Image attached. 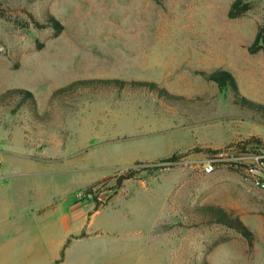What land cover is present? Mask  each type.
<instances>
[{"label":"rangeland","instance_id":"1","mask_svg":"<svg viewBox=\"0 0 264 264\" xmlns=\"http://www.w3.org/2000/svg\"><path fill=\"white\" fill-rule=\"evenodd\" d=\"M235 1L0 0V96L14 89L34 96L0 98V141L81 131L132 149L139 159L114 168L93 187L94 199L129 201L134 231L144 211L157 218L149 264H264V190L241 162L243 153L264 151V114L239 107L203 75L230 71L240 94L264 107V54L249 52L264 25V0H243L250 10L231 19ZM112 79L155 82L182 99L147 87H68ZM108 155L109 165L118 162L117 151ZM131 169L135 177L118 188L116 178ZM207 207L238 218L252 239L206 216ZM104 241L116 245L117 264L126 263L122 253L135 264L143 240Z\"/></svg>","mask_w":264,"mask_h":264},{"label":"crops","instance_id":"2","mask_svg":"<svg viewBox=\"0 0 264 264\" xmlns=\"http://www.w3.org/2000/svg\"><path fill=\"white\" fill-rule=\"evenodd\" d=\"M81 133L46 141H0V264H117L116 245L104 241L112 234H137L143 241L135 264H149L148 239L156 234L157 218L143 210L142 224L134 231L133 209L126 199L116 196L97 203L76 197L139 155L135 159L132 149L104 145ZM115 150L119 160L109 165L108 153ZM98 153L102 156L96 161ZM127 243L122 252L127 245L133 250V242ZM132 255L122 253L125 264H134Z\"/></svg>","mask_w":264,"mask_h":264},{"label":"trees","instance_id":"3","mask_svg":"<svg viewBox=\"0 0 264 264\" xmlns=\"http://www.w3.org/2000/svg\"><path fill=\"white\" fill-rule=\"evenodd\" d=\"M250 7L248 4L243 5V0H236L229 11V17L231 19L238 18L242 15H244L246 12L250 10ZM249 52L251 54H258L263 53L264 54V25L260 26L257 32V35L252 43V45L249 47ZM204 77L208 80L216 84L219 89L221 90H230L233 93L234 96V103L238 105L241 108L254 110L257 112H260L264 114V107L256 102H253L252 100L248 99L247 97H244L240 94L239 86L237 83L236 78L234 75L224 69H218L215 70L209 74H203ZM69 88L74 87H91V88H114V89H124L125 87H132V88H143L147 87L151 90L158 91V94L165 99H182L178 98L175 95L169 94L165 89H161L159 85L155 82H146V81H132V82H126L119 79H112V80H83V81H76L68 86ZM68 89L67 87L62 88L57 91V93H61ZM10 94H20L23 96L24 101H34V96L31 92L27 90L22 89H14L9 90L5 96ZM0 96V98L5 97ZM213 153L218 154L219 151H213ZM177 157L174 155L171 158L163 159L162 162H170L175 161ZM136 175L135 170H128L127 173L121 174L116 178L117 181V187H121L123 183L127 180L133 179ZM91 189V188H90ZM100 203V201H98ZM203 213L206 214V216L209 217V214L213 218L215 222L225 224L229 227L235 228L239 230L247 239H252L251 232L247 229V227L238 219L233 218L230 216V214H227L223 212L222 209H218L216 207H207L202 209Z\"/></svg>","mask_w":264,"mask_h":264},{"label":"built area","instance_id":"4","mask_svg":"<svg viewBox=\"0 0 264 264\" xmlns=\"http://www.w3.org/2000/svg\"><path fill=\"white\" fill-rule=\"evenodd\" d=\"M225 153H218L216 157L220 159L223 157ZM241 162L249 167L254 174V179L257 184L262 190H264V151L258 153H243L241 154ZM1 164V160H0ZM213 167L209 165V171H211ZM99 193V188H91L88 190L81 191L77 194V198L79 200H86V199H93L97 197Z\"/></svg>","mask_w":264,"mask_h":264}]
</instances>
